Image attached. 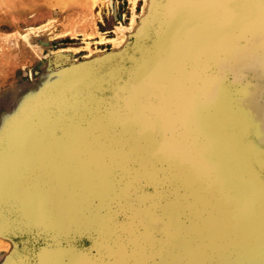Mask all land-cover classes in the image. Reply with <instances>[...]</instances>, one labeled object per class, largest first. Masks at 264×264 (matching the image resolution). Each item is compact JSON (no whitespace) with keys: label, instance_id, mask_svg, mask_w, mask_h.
<instances>
[{"label":"rangeland","instance_id":"1","mask_svg":"<svg viewBox=\"0 0 264 264\" xmlns=\"http://www.w3.org/2000/svg\"><path fill=\"white\" fill-rule=\"evenodd\" d=\"M113 2L115 13L92 0H70L63 12L45 0H0V187L10 137L29 132L35 121L41 125L38 140L51 144L45 163L28 161L20 179L25 184L34 178L32 185L44 190L37 197L43 205L32 203L37 214L31 207L29 217L22 215L0 190V264H145L134 258L142 251L135 241L148 249V258L160 226L140 215L139 203H129L156 192L142 166L139 179L129 164L149 157L142 147L141 154L130 153L135 148L124 127L136 121L122 116L134 115L137 95L155 99L152 72L169 61H177L176 76L194 65L205 81L242 95L254 121V143L264 150V0H154L145 25L121 48L106 41L129 24L132 5ZM143 3L137 1L136 14ZM127 175L137 180L126 186L125 197ZM96 176L119 196L109 212L93 188ZM73 200L80 208L88 200L100 217L58 227L52 218L62 217L60 209L69 212Z\"/></svg>","mask_w":264,"mask_h":264},{"label":"water","instance_id":"2","mask_svg":"<svg viewBox=\"0 0 264 264\" xmlns=\"http://www.w3.org/2000/svg\"><path fill=\"white\" fill-rule=\"evenodd\" d=\"M191 35L196 41L195 33ZM176 63L169 61L152 72L155 99L149 95L141 101L135 93L134 115L122 116L136 121L132 127H124L135 148L130 153L141 154L138 147H142L149 157L129 164L139 170V179L144 175L142 166L156 192L152 198L130 199L129 204L139 203L140 215L160 226L161 233L159 241L149 246L152 253L148 258V249L136 240L135 247L142 246V251L134 258L145 264H264V150L254 143L256 132L252 131L248 105L239 93L229 95L223 83L205 81L194 65L184 69V77L176 76ZM178 98L180 103H176ZM168 118H172L169 125ZM31 124L29 132L10 137L1 178L3 194L26 217L31 215V207L38 213L32 203L39 202L37 197L44 190L32 185L34 178L25 184L20 179L29 170L28 161L45 163L51 152L49 142L38 140L41 125ZM113 152L126 154L119 149ZM96 177L93 188L109 212L119 196L116 189L108 188L104 176ZM135 180L129 175L123 179L125 197L129 194L126 186L130 189ZM163 192H167L165 197ZM70 208L69 212L60 209L61 218H52L58 227L100 217L88 200L84 208L73 200Z\"/></svg>","mask_w":264,"mask_h":264},{"label":"bare ground","instance_id":"3","mask_svg":"<svg viewBox=\"0 0 264 264\" xmlns=\"http://www.w3.org/2000/svg\"><path fill=\"white\" fill-rule=\"evenodd\" d=\"M95 4L96 2H101V5L109 6L115 13L116 3L113 0H92ZM138 0H129L132 5V16L130 22L127 26L121 25L116 28V37L108 39L106 42H111L114 48H121L122 45L128 39V36L132 33H138V31L145 25L146 20L149 18L150 11L154 0H143V7L140 14H136L135 7ZM47 7H58L60 11H67L70 6V0H45ZM119 3V2H118ZM118 7V6H117ZM54 11V10H53ZM56 14V13H55ZM43 27V26H42ZM38 29V28H37ZM25 40H28V36H23ZM33 39V38H32ZM105 38L101 36V43H104ZM68 54V53H67Z\"/></svg>","mask_w":264,"mask_h":264}]
</instances>
